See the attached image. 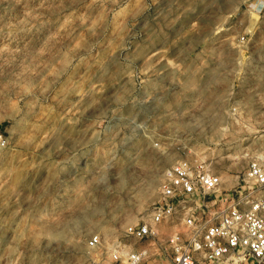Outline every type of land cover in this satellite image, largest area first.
<instances>
[{
	"label": "rangeland",
	"instance_id": "1",
	"mask_svg": "<svg viewBox=\"0 0 264 264\" xmlns=\"http://www.w3.org/2000/svg\"><path fill=\"white\" fill-rule=\"evenodd\" d=\"M250 1L0 0V264H111L179 159L243 184L264 154Z\"/></svg>",
	"mask_w": 264,
	"mask_h": 264
},
{
	"label": "built area",
	"instance_id": "2",
	"mask_svg": "<svg viewBox=\"0 0 264 264\" xmlns=\"http://www.w3.org/2000/svg\"><path fill=\"white\" fill-rule=\"evenodd\" d=\"M248 10L262 15L264 0ZM242 180L226 189L205 161L177 160L162 173L148 217L108 246L111 264H264V154ZM102 246L99 233L89 236V249Z\"/></svg>",
	"mask_w": 264,
	"mask_h": 264
},
{
	"label": "crops",
	"instance_id": "3",
	"mask_svg": "<svg viewBox=\"0 0 264 264\" xmlns=\"http://www.w3.org/2000/svg\"><path fill=\"white\" fill-rule=\"evenodd\" d=\"M262 15H264V13H263ZM134 245H135V246H138L139 244L135 242Z\"/></svg>",
	"mask_w": 264,
	"mask_h": 264
}]
</instances>
